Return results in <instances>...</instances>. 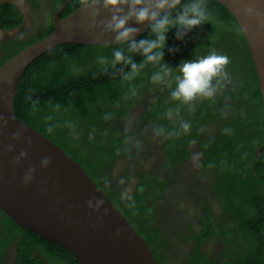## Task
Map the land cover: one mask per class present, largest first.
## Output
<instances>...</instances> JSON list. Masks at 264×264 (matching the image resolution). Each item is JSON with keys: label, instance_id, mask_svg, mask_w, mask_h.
<instances>
[{"label": "trees", "instance_id": "trees-1", "mask_svg": "<svg viewBox=\"0 0 264 264\" xmlns=\"http://www.w3.org/2000/svg\"><path fill=\"white\" fill-rule=\"evenodd\" d=\"M37 2L38 0H32L34 8L38 6ZM205 3L209 13L205 23L193 28L182 40L175 38V28L170 29L166 34L164 63L169 57H179L180 61L191 60L192 57L200 58L213 49L218 54L228 57L226 71L231 73L229 77L231 80L222 86V89L227 87L224 93L227 95L226 102L229 103L227 118L235 119L234 127L230 130L225 127L222 137L204 146L215 154L217 160H221L222 169L226 167L223 175L231 179L236 178L239 186L264 184V176L261 178L254 176L249 166L244 172L246 174H240V166L236 168L233 163L236 159L232 157L234 151L238 150L233 143L242 140L252 145V141L256 142L254 137H249L250 132L258 139V144L246 151L247 165L257 163V168H261L260 171L264 175V148L260 159L255 152L259 145L264 143L262 140L264 129L257 130V125L264 128V110L249 49L239 26L228 11L214 0H205ZM82 4H85L84 0H74L69 10L61 12V17L68 15ZM21 17L13 4H0V26L4 29L10 30L19 26L22 23ZM37 29L36 34L26 42H20L19 38H16L11 48L7 49L4 57L0 59V65L20 50L49 34L53 25L45 29ZM40 31L41 33L38 34ZM149 31L150 28L138 40L148 36ZM115 47H119L125 55L132 56L137 62L143 59L139 54L128 52V42L115 45L63 44L45 52L24 71L17 86L14 110L20 120L57 144L80 164L146 241L157 264H175L165 255L166 243H162V230L158 229L159 223L153 217L156 207L154 202L164 192L162 188L164 181L152 172L140 174L136 190H132L131 186L123 189L125 198L122 201L117 190L107 187V184L100 180L103 178L104 182H108L107 176L100 172L108 163L128 159L135 148L134 136L140 134L141 128H145L150 134L156 132L160 138L169 133L177 138L176 142L181 139L179 135L182 133L176 132L177 123L175 133L170 132L168 125L165 127L164 111L161 110L165 105L163 97L168 96L169 100L171 97L170 92L160 95L159 91L152 90L159 85L150 79L151 74L157 70L156 66L146 65L138 75L126 80L123 73L128 71L127 66L117 64L112 67L110 63L112 49ZM168 49L175 51L170 53ZM99 57H105L106 60L102 62ZM148 72L150 77L146 74ZM233 77L235 78L232 79ZM149 81L152 82L151 87L145 86L144 83ZM141 91L146 92L135 101ZM146 95H152L154 100L156 99L154 103L160 105L158 107L152 105L151 112L141 115L136 128L129 130L132 110ZM213 101L211 103L214 104ZM199 105L201 106L197 113L203 114L208 106L204 102ZM252 123L257 124L253 127L254 131H251ZM195 124L198 126L199 122L195 121ZM179 125L181 126L180 123ZM189 125L194 126L192 122ZM246 135L248 137L245 138ZM166 148L164 152L167 158L173 162L180 159L177 146ZM224 149L231 157V162L226 158L228 155L224 154L225 158L222 157ZM242 166L245 168V164ZM253 198L257 199L256 195L249 192L247 196L242 197L244 200ZM146 200L151 203L148 204ZM249 204L253 206L254 200L248 202L247 206ZM1 213L6 222V230L0 235V243L4 242V247L0 250V258L10 240L14 239V235L23 234L25 238L17 247L16 264H40L31 254L33 248L44 252V255L52 260V264H79L61 246L40 239L37 234L16 225L3 211ZM242 229L246 230L245 227H241ZM169 243L173 248L174 244ZM208 261L213 262L210 259Z\"/></svg>", "mask_w": 264, "mask_h": 264}, {"label": "flooded vegetation", "instance_id": "flooded-vegetation-1", "mask_svg": "<svg viewBox=\"0 0 264 264\" xmlns=\"http://www.w3.org/2000/svg\"><path fill=\"white\" fill-rule=\"evenodd\" d=\"M73 1L38 0V6L34 8L32 0H0V4L9 3L16 6L22 15V23L19 26L10 30L0 26V59L4 57L5 51L11 48L16 38H19L20 42H26L33 34H36L37 28L45 29L53 25L54 12L65 4L58 14L62 18L61 12L69 10ZM40 33L41 31L38 34ZM165 62L174 69L171 76L177 75L175 68L181 62L179 57H169ZM227 73L226 79L214 78L213 84L217 90L211 98L201 96L190 104H184L169 100L168 96H162L165 98L164 109H161L164 111L165 127L168 125L170 132L175 133L177 123L176 132H182L179 135L181 138L179 141L176 142L177 138L169 133L160 138L156 132L150 134L145 128H141L140 134L134 136L135 148L128 159L112 161L100 171L108 178V182H104L101 178L102 183L117 190L121 200L125 198L123 189L131 186L134 190L139 183L140 174L152 172L164 181L162 187L164 192L154 202L156 207L153 217L159 223L158 229L162 230H160L163 234L162 243H166L165 255L175 264H264V249H262L264 247V184L250 187L239 186L236 178L231 179L223 175L226 167L222 169L221 160H217L215 154L204 146L222 137L225 127L228 130L232 128L230 119L227 118L229 103L226 102L227 95L224 94L227 87L222 89V86L231 80L229 78L231 73ZM217 80H219L218 84ZM147 84L151 87L150 81ZM152 90L159 91L160 95H166L171 91L163 84H159ZM154 102L156 99L154 100L152 95H146L140 103L137 102V106L132 110L129 130L136 128L141 115L151 112L152 105L155 107L160 105ZM203 102L208 107L203 114H198L199 106H201L199 103ZM170 110L171 116L168 115ZM195 121L199 122L198 126ZM184 122L188 124L192 122L195 125H190L192 129L190 127L189 131L184 132L179 125ZM252 124L251 131H254L253 127L257 124ZM259 128L264 129L257 125V130ZM249 137H254L256 142L252 141V145L242 140L236 144L233 143L238 148L232 155L236 159L233 163L237 168L240 166V174H246L244 172L249 166L253 175L261 178L264 175L260 171L261 168H257V163L247 165L246 151L258 144L255 135L249 132ZM262 140L264 141V137ZM263 145L264 143H261L255 151L257 155ZM176 146L180 159L173 162L165 156L164 149ZM224 154L228 155L225 149L222 156L225 158ZM259 155L260 159L261 152ZM226 158L232 161L229 155ZM248 192L254 193L257 199H242L248 195ZM252 200L254 205L247 206V203ZM146 201L148 204L151 203L149 200ZM5 225L4 216L0 210V235L6 230ZM241 227H245L246 230H241ZM24 238L23 234L14 235V239L10 240L9 245L1 253L0 264L17 263V247ZM166 241L174 244V247L172 248ZM3 244L2 241L0 250L3 249ZM31 254L40 264H52V260L42 251L33 248ZM208 259L213 262L210 263Z\"/></svg>", "mask_w": 264, "mask_h": 264}, {"label": "water", "instance_id": "water-1", "mask_svg": "<svg viewBox=\"0 0 264 264\" xmlns=\"http://www.w3.org/2000/svg\"><path fill=\"white\" fill-rule=\"evenodd\" d=\"M214 1L228 11L241 30L264 110V0ZM64 6L54 12L49 34L0 65V210L21 228L67 250L79 264H157L146 241L80 164L15 113L19 81L45 52L63 44H117L115 34L102 28L111 10L101 6L100 15L94 16L93 10L82 4L60 18ZM128 27L139 28L134 37L138 40L150 25H137L133 20ZM16 133L20 135L14 141ZM22 151L27 158L16 164ZM44 157L51 161L46 169L40 167ZM29 168L35 170L34 176L25 184L23 177ZM90 199L103 203L98 209L90 208Z\"/></svg>", "mask_w": 264, "mask_h": 264}, {"label": "clouds", "instance_id": "clouds-1", "mask_svg": "<svg viewBox=\"0 0 264 264\" xmlns=\"http://www.w3.org/2000/svg\"><path fill=\"white\" fill-rule=\"evenodd\" d=\"M84 3L93 10L94 16L100 15L101 6L104 10H111L110 19L102 25L103 31L114 33L117 44L128 42V52L143 57L137 62L132 56L125 55L119 47L112 49L110 61L112 67L121 64L128 68V71L123 73L124 79H132L146 65L156 66L157 70L151 74L150 79L154 83L169 87L172 100L190 104L197 97H213L217 90L213 84L214 78H227L226 66L229 59L226 55L218 54L214 49L200 58L181 61L175 68L178 74L174 77L171 76L174 69L164 63L166 34L170 29L175 28V38L182 40L193 28L205 23L209 16L205 0H84ZM124 8H127L126 13L123 12ZM133 20L137 25L148 23L149 35L138 41L134 39L139 33V28L128 27L129 22ZM168 51L171 53L175 50L168 49ZM98 59L102 62L106 60L105 57ZM146 74L149 76V72ZM168 115H172L171 110ZM181 128L187 132L190 125L184 122ZM19 135L20 133L14 134L12 139L17 140ZM26 158L27 153L22 151L15 163L20 164ZM50 163V159L44 157L40 167L46 169ZM34 171L29 168L25 172L23 177L25 184L32 181ZM102 203L101 200L90 199L88 206L98 209Z\"/></svg>", "mask_w": 264, "mask_h": 264}, {"label": "rangeland", "instance_id": "rangeland-1", "mask_svg": "<svg viewBox=\"0 0 264 264\" xmlns=\"http://www.w3.org/2000/svg\"><path fill=\"white\" fill-rule=\"evenodd\" d=\"M198 57H196V59H197ZM149 77H150V75H149ZM152 83V82H151ZM144 85L145 86H149V84H147V82H145L144 83ZM144 92H146V91H141V92H139L138 94H137V96H136V99H135V101L144 93ZM140 101V100H139ZM142 113H145V111H142ZM234 122H235V119H233V120H230V125H231V127L233 128L234 127ZM237 168V167H236ZM232 178H233V176H232Z\"/></svg>", "mask_w": 264, "mask_h": 264}]
</instances>
